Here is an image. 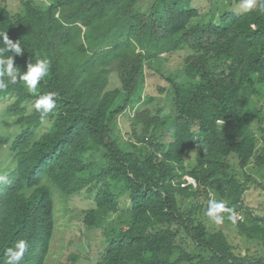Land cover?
<instances>
[{
    "label": "trees",
    "instance_id": "1",
    "mask_svg": "<svg viewBox=\"0 0 264 264\" xmlns=\"http://www.w3.org/2000/svg\"><path fill=\"white\" fill-rule=\"evenodd\" d=\"M140 2L52 0L43 7L26 0L17 15L0 1V32L19 40L24 50L15 65L22 72L37 57L50 62L39 93L18 82L0 90V102L16 97L10 110L24 113L22 103L56 93L52 111L34 107L23 116L28 127L10 145L16 165L0 184V264L21 239L28 247L19 264H45L54 236V188L66 196L83 191L92 196L84 217L88 228L120 210L125 193L128 222L107 234L100 264H264V215L245 207L248 183L263 184L248 167L264 166L257 138L264 132V113L254 100L264 84V0L251 11L232 9L203 24H193L200 9L192 0H157L149 12ZM185 46L194 53L184 67L190 82L175 84L173 138L157 139L161 120L146 109L137 115L143 125L137 137L149 154L124 152L112 124L139 89L146 63ZM113 74L120 86L110 88ZM47 119L49 128L37 138ZM99 148L107 150L109 164L85 177L86 158ZM194 149V165L187 164ZM212 193L240 209L244 219L236 227L256 245L255 255H238L224 231L206 227L200 212ZM179 195L192 200L189 209L181 210ZM182 233L199 252L177 244Z\"/></svg>",
    "mask_w": 264,
    "mask_h": 264
},
{
    "label": "rangeland",
    "instance_id": "2",
    "mask_svg": "<svg viewBox=\"0 0 264 264\" xmlns=\"http://www.w3.org/2000/svg\"><path fill=\"white\" fill-rule=\"evenodd\" d=\"M0 1L13 14L20 15L24 12L22 8L26 0ZM32 1L37 6L43 7L52 2V0ZM260 1L253 0V7L257 6ZM247 2L248 0H192L191 4L200 9V16L193 19V24H203L209 21L217 22L225 12L232 9L240 14L245 11ZM156 3L157 0H141L139 7L142 11L149 12ZM193 53L194 51L185 46L173 53L162 54L146 63L139 89L134 94L125 111L119 114L112 124V136L124 152H135L142 158L147 157L149 154L148 146L141 143L137 137L143 132L142 122L137 115L146 109L150 111V115L158 116L161 120L158 129L155 131L157 139L169 142L173 138L174 119L177 115L174 102L176 96L175 84L186 85L190 82L188 76L185 74L184 67L186 58ZM212 63L214 67L216 65L217 70L221 71L220 64H217L214 60ZM117 86H120V81L113 74L109 87L114 88ZM258 88L260 89V94L254 100L257 108L262 109L264 113V84H259ZM2 101V103L0 102V177H5L9 170L14 169L16 165L10 145L15 137L28 127L26 119L23 116L34 112V103L29 101L22 103L25 111L24 113H17L10 110V106L16 102V97H3ZM123 104L124 98L116 105L121 106ZM49 125L50 120L47 119L37 128V138L49 128ZM261 125L263 126L264 122ZM257 138L259 141L258 150L261 151L264 146V132L259 133ZM1 142L6 143L2 144ZM195 149L189 154L186 161L187 164L194 163ZM106 153L107 150L104 148L91 152L88 159L86 158L88 169L84 173L85 177H91L99 173L109 164V160L105 155ZM230 160L234 163L237 162L233 156ZM248 169L263 184L261 183V186L252 181L248 183V190L245 194V207H250L252 210H257L264 215V166L250 164ZM186 178L187 176L184 179ZM189 181L195 187L198 185L196 179L189 178ZM121 184L120 182H113V187L120 188ZM125 196V193H121L120 210L111 213L101 226L88 228L84 223V217L85 211L93 206L91 201L92 196L86 191L66 196L58 188H54V236L45 264H100L105 253V248L108 245L107 237H111V233L124 227L128 222L129 210H126L124 207ZM182 197L181 195L178 196L181 210H187L192 206V200ZM211 198L222 201L225 207L231 210V213H221L223 222L220 224L214 223L206 215L209 204L208 200L204 203L205 207L200 212V215L205 219L203 221L206 223V227L211 232L224 231L238 255H255L257 252L256 245L246 237L241 236L236 227L237 221L244 219L241 218L242 212L238 211L240 209L237 208V211L231 209L227 204L230 201L226 200L227 198L223 199L219 197L216 193H212ZM232 213L235 214L234 219H229ZM107 234L110 235L107 236ZM177 244L190 252L200 251L194 240L186 233L178 236ZM73 255L78 256V259H71Z\"/></svg>",
    "mask_w": 264,
    "mask_h": 264
},
{
    "label": "clouds",
    "instance_id": "3",
    "mask_svg": "<svg viewBox=\"0 0 264 264\" xmlns=\"http://www.w3.org/2000/svg\"><path fill=\"white\" fill-rule=\"evenodd\" d=\"M252 8L253 0H248L245 10L251 11ZM261 11H264V9H261ZM0 37H2L0 39V90H5L9 85H16L20 82L27 92L32 94L39 93L38 85L48 75L50 70L49 60L46 57H37L34 62L28 63L26 71L21 72L20 68L14 63V58L17 55H23L24 52L19 40L13 41L9 38L7 32H0ZM55 96V92L39 94L35 99V109L44 113L52 111L55 108ZM5 177H0V184ZM223 212L231 213V210L227 209L222 201L211 198L206 212L210 220L216 224L222 223L223 217L221 213ZM234 216L235 214L232 213L229 219H234ZM27 247L28 244L25 240H18L13 247L7 249L4 264H19Z\"/></svg>",
    "mask_w": 264,
    "mask_h": 264
}]
</instances>
